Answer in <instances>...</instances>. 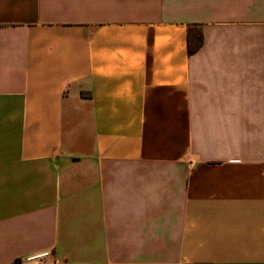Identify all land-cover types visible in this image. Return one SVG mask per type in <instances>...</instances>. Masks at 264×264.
<instances>
[{
    "label": "crops",
    "instance_id": "crops-1",
    "mask_svg": "<svg viewBox=\"0 0 264 264\" xmlns=\"http://www.w3.org/2000/svg\"><path fill=\"white\" fill-rule=\"evenodd\" d=\"M39 257L264 264V0H0V264Z\"/></svg>",
    "mask_w": 264,
    "mask_h": 264
},
{
    "label": "trees",
    "instance_id": "trees-1",
    "mask_svg": "<svg viewBox=\"0 0 264 264\" xmlns=\"http://www.w3.org/2000/svg\"><path fill=\"white\" fill-rule=\"evenodd\" d=\"M202 43V33L200 29L195 26H188L187 29V48L188 52L196 49Z\"/></svg>",
    "mask_w": 264,
    "mask_h": 264
},
{
    "label": "built area",
    "instance_id": "built-area-1",
    "mask_svg": "<svg viewBox=\"0 0 264 264\" xmlns=\"http://www.w3.org/2000/svg\"><path fill=\"white\" fill-rule=\"evenodd\" d=\"M42 258H35L31 262H22L20 260L15 261L13 264H42ZM52 264H58V263H52Z\"/></svg>",
    "mask_w": 264,
    "mask_h": 264
}]
</instances>
